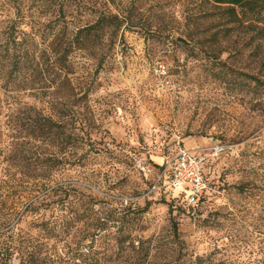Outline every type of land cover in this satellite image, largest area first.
<instances>
[{"label": "rangeland", "instance_id": "374dc122", "mask_svg": "<svg viewBox=\"0 0 264 264\" xmlns=\"http://www.w3.org/2000/svg\"><path fill=\"white\" fill-rule=\"evenodd\" d=\"M44 1L0 0V47L32 61L19 104L0 89V264H264V11L225 37L211 0H105L138 27L73 50L65 76L58 9L82 26L94 0ZM35 113L67 125L65 150ZM179 149L209 180L191 206L159 171Z\"/></svg>", "mask_w": 264, "mask_h": 264}, {"label": "trees", "instance_id": "16d2710c", "mask_svg": "<svg viewBox=\"0 0 264 264\" xmlns=\"http://www.w3.org/2000/svg\"><path fill=\"white\" fill-rule=\"evenodd\" d=\"M42 1L44 12H49L51 5L47 1ZM110 1L115 4L114 0ZM211 1L214 4V8L220 10L219 15H216L214 12L210 14L202 13L201 15L205 17L219 16L218 18L224 21L221 26L225 37L228 36L226 34L231 32L232 29H238L240 26L243 27L244 22L258 23L257 21L259 20L260 13L264 11V0ZM66 6L69 7L65 3V5L63 4L58 9V12L62 15V23H60V28L54 34L48 46L49 55L52 57L54 65H56L59 70H62L63 73L67 67L66 63L68 62V57L73 50H88L95 45L102 46L105 36H107L106 39L111 41L116 32L122 27H124V29H130L132 27H138L139 25L131 16L121 15L120 11H117V13L110 11L105 0H94V3L88 8V14L93 20L82 26H76L72 19L66 20V16L72 14L69 9L67 11V9L64 8ZM86 9L87 7H85V10ZM27 51L21 48L18 50H11L7 44L4 47H0V76L3 73L7 76V78H4L5 82L0 85V89L3 92V101L7 106L11 107L14 104H19L18 98L16 99L14 94L18 93V91L25 90L27 87L25 81L16 82L18 74L20 75L23 72L31 71V66L29 64L32 61L29 59L31 57ZM100 64L101 63H99V65ZM64 75L66 76V72ZM9 77L11 78L9 79ZM62 82L63 84L64 82L68 83L65 77L62 81L60 77L59 84H61V86ZM20 83H22V85H20ZM53 99L55 100V97H53ZM27 126L31 135L36 132H38L40 136H44V134L50 131L58 132V136L61 135L62 137V149L64 150L67 147L68 138L72 137V132L64 122H56L52 118L41 116L38 113H35L33 117L29 118ZM54 193L55 189L44 193L37 202L39 204L44 202Z\"/></svg>", "mask_w": 264, "mask_h": 264}, {"label": "built area", "instance_id": "2783aa9c", "mask_svg": "<svg viewBox=\"0 0 264 264\" xmlns=\"http://www.w3.org/2000/svg\"><path fill=\"white\" fill-rule=\"evenodd\" d=\"M138 164L141 163L138 161ZM142 169L147 175L149 170ZM159 171L167 178L168 194L181 197L187 205H195L208 191L209 180L204 177L202 159L190 150L179 149L173 157L164 158ZM160 188L159 180L151 186L152 191Z\"/></svg>", "mask_w": 264, "mask_h": 264}, {"label": "water", "instance_id": "95a60500", "mask_svg": "<svg viewBox=\"0 0 264 264\" xmlns=\"http://www.w3.org/2000/svg\"><path fill=\"white\" fill-rule=\"evenodd\" d=\"M177 41L180 42L181 44H184V45H188L189 44L187 41H185L182 38H178Z\"/></svg>", "mask_w": 264, "mask_h": 264}]
</instances>
